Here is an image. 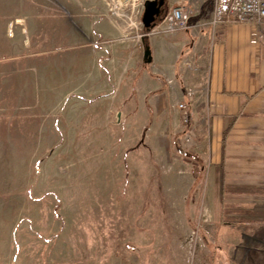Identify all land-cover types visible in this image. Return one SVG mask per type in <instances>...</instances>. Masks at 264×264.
<instances>
[{"label":"rangeland","instance_id":"374dc122","mask_svg":"<svg viewBox=\"0 0 264 264\" xmlns=\"http://www.w3.org/2000/svg\"><path fill=\"white\" fill-rule=\"evenodd\" d=\"M113 2L0 0V264H264L262 245L222 249L182 140L116 148L96 131L103 106L79 96L78 67L114 41Z\"/></svg>","mask_w":264,"mask_h":264},{"label":"crops","instance_id":"0c3cea01","mask_svg":"<svg viewBox=\"0 0 264 264\" xmlns=\"http://www.w3.org/2000/svg\"><path fill=\"white\" fill-rule=\"evenodd\" d=\"M144 1L114 0L124 20L107 21L115 31L108 49L83 52L78 94L103 106L96 131L110 143L122 142L116 148H174L188 132L191 141L181 146L191 149L195 162L190 193L198 201L205 184L209 215L225 221L221 248L242 244L247 255L264 246V238L252 233L264 227V21L214 25L213 0H167L169 9L190 12L189 28L159 33L162 17L147 31ZM148 47L150 63L144 61ZM199 148L208 154L206 176ZM186 182L175 191L184 193Z\"/></svg>","mask_w":264,"mask_h":264},{"label":"built area","instance_id":"2783aa9c","mask_svg":"<svg viewBox=\"0 0 264 264\" xmlns=\"http://www.w3.org/2000/svg\"><path fill=\"white\" fill-rule=\"evenodd\" d=\"M190 12L184 6L173 7L163 16L162 23L157 30L159 33L182 31L189 28ZM264 21V0H213V24L226 25L228 23H262ZM194 90H190L192 95ZM183 112V124L190 122V112L185 102L179 104ZM185 132V131H184ZM191 141V135L184 133V143Z\"/></svg>","mask_w":264,"mask_h":264},{"label":"water","instance_id":"95a60500","mask_svg":"<svg viewBox=\"0 0 264 264\" xmlns=\"http://www.w3.org/2000/svg\"><path fill=\"white\" fill-rule=\"evenodd\" d=\"M123 3L129 0H117ZM144 10L142 14V23L146 29L151 30L155 27L157 21L169 10L167 0H145L143 3ZM144 61L150 63L152 61V52L148 47L144 54Z\"/></svg>","mask_w":264,"mask_h":264},{"label":"trees","instance_id":"16d2710c","mask_svg":"<svg viewBox=\"0 0 264 264\" xmlns=\"http://www.w3.org/2000/svg\"><path fill=\"white\" fill-rule=\"evenodd\" d=\"M147 31H149V29H146ZM181 148V147H180Z\"/></svg>","mask_w":264,"mask_h":264}]
</instances>
